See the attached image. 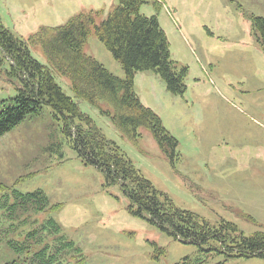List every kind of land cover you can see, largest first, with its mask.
Segmentation results:
<instances>
[{
	"label": "rangeland",
	"instance_id": "374dc122",
	"mask_svg": "<svg viewBox=\"0 0 264 264\" xmlns=\"http://www.w3.org/2000/svg\"><path fill=\"white\" fill-rule=\"evenodd\" d=\"M121 1L0 0V18L162 201L218 234L183 243L152 223L117 179L79 151L67 127L74 130L72 121L46 104L0 137V221L1 205L13 191H43L58 208L24 216L30 225L22 233L54 219L78 249L70 264H264V256H238L235 250L242 238L264 232V46L255 22L264 19V0H146L140 6L141 15L158 20L185 86L175 94L158 73L135 74L141 103L177 140L168 152L147 126L120 128L109 102L78 99L69 75L36 42L82 16L100 25ZM94 31L92 26L82 51L124 79ZM11 63L0 47V112L27 90Z\"/></svg>",
	"mask_w": 264,
	"mask_h": 264
},
{
	"label": "trees",
	"instance_id": "16d2710c",
	"mask_svg": "<svg viewBox=\"0 0 264 264\" xmlns=\"http://www.w3.org/2000/svg\"><path fill=\"white\" fill-rule=\"evenodd\" d=\"M145 2L122 0L121 6L100 25L93 16H82L65 28L45 31L36 42L43 43L49 59L69 75L78 99L93 104L99 100L109 102L115 108L113 120L120 128L136 131L142 125L147 126L161 149L168 152L167 146L175 150L177 140L164 128L161 119L141 103L135 91V74L154 71L175 94H182L185 86L182 77L174 72L169 44L158 20L140 14V6ZM255 22L262 32L260 42L264 46V19ZM92 26L95 35L122 66L124 79L82 51ZM0 47L12 62L13 75L18 73L27 87L13 100L14 105L0 112V137L14 130L29 115L39 114L42 104L49 105L72 121L74 130L68 125L69 135L75 138V145L87 161L117 179L132 203L139 205V212L146 213L152 223L183 243H201L218 234L211 232L206 224L200 225L194 214L176 208L171 201H162L152 183L80 114L76 103L63 93L50 71L32 57L25 43L3 26L1 18ZM74 119L86 121L88 127L75 125ZM1 207L5 214L0 221V264H70V254L78 253L74 243L61 234L54 219L22 233L30 225L22 220L24 216L58 208L50 204L43 191L26 194L13 191ZM241 240L235 247L238 256H264V232Z\"/></svg>",
	"mask_w": 264,
	"mask_h": 264
}]
</instances>
